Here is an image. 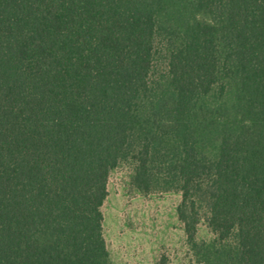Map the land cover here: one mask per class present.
I'll return each mask as SVG.
<instances>
[{"label":"trees","instance_id":"obj_1","mask_svg":"<svg viewBox=\"0 0 264 264\" xmlns=\"http://www.w3.org/2000/svg\"><path fill=\"white\" fill-rule=\"evenodd\" d=\"M123 163L197 264H264V0H0V264H112Z\"/></svg>","mask_w":264,"mask_h":264},{"label":"rangeland","instance_id":"obj_2","mask_svg":"<svg viewBox=\"0 0 264 264\" xmlns=\"http://www.w3.org/2000/svg\"><path fill=\"white\" fill-rule=\"evenodd\" d=\"M133 173L130 163L111 172L102 207L104 237L112 264H197L178 218L181 195L145 193L133 182ZM213 237L201 223L197 241Z\"/></svg>","mask_w":264,"mask_h":264},{"label":"crops","instance_id":"obj_3","mask_svg":"<svg viewBox=\"0 0 264 264\" xmlns=\"http://www.w3.org/2000/svg\"><path fill=\"white\" fill-rule=\"evenodd\" d=\"M108 246V245H107ZM108 250H109V248H108ZM110 253V252H109Z\"/></svg>","mask_w":264,"mask_h":264}]
</instances>
